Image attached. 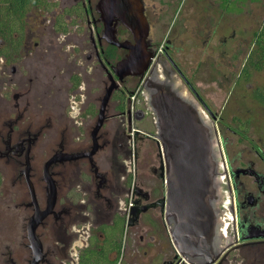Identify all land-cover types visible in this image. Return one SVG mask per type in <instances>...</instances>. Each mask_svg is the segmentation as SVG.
<instances>
[{
  "label": "flooded vegetation",
  "instance_id": "1",
  "mask_svg": "<svg viewBox=\"0 0 264 264\" xmlns=\"http://www.w3.org/2000/svg\"><path fill=\"white\" fill-rule=\"evenodd\" d=\"M99 1L73 0L65 14L85 16L88 35L72 40L35 36L27 31V21L24 35L2 41L0 264H35L28 225L47 207L44 167L52 156L57 160L47 173L55 200L34 231L43 252L36 264H190L171 238L166 169L150 134L154 130L141 127L148 119L152 122L143 112L142 78L127 75L119 80L94 132L110 83L108 71L128 52L103 37ZM141 1L149 25L148 48L155 58L167 59L218 125V116L181 72L168 43L159 46L151 37L149 11ZM114 24L119 42L134 41L120 20ZM65 42H70V52H64ZM235 121L245 134V124L238 117ZM144 139L155 143L158 158V165L147 167L146 177L140 174L144 170L137 151ZM249 151L254 159H226L224 153L235 217L226 232L233 240L208 264H264V153L254 147ZM42 155L47 157L41 169ZM138 209L144 210L135 216Z\"/></svg>",
  "mask_w": 264,
  "mask_h": 264
},
{
  "label": "water",
  "instance_id": "2",
  "mask_svg": "<svg viewBox=\"0 0 264 264\" xmlns=\"http://www.w3.org/2000/svg\"><path fill=\"white\" fill-rule=\"evenodd\" d=\"M96 7L101 13L105 40L128 52L111 71L106 69L110 83L101 99L94 132L102 125L107 102L119 80L127 75L142 78L143 112L152 117L154 131L150 134L158 143L166 169L172 241L184 261L211 263L231 244L233 235L228 236L226 228L229 222L234 224L235 218L216 122L167 59L155 58V51L148 48L149 25L141 0H100ZM117 20L133 33V42L116 39L114 21ZM56 160L52 156L44 167L47 207L33 216L28 225L35 264L43 258V252L34 231L55 200V186L47 169ZM141 210L144 209H138L135 216Z\"/></svg>",
  "mask_w": 264,
  "mask_h": 264
},
{
  "label": "rangeland",
  "instance_id": "3",
  "mask_svg": "<svg viewBox=\"0 0 264 264\" xmlns=\"http://www.w3.org/2000/svg\"><path fill=\"white\" fill-rule=\"evenodd\" d=\"M55 2L50 11L32 8L28 12L27 31L35 36H66L71 40L88 35L85 16H65L73 0ZM220 3L221 0H145L152 23L151 37L159 46L164 41L168 43V51L181 72L218 116L226 159H254L251 147L264 153V103L255 95L256 89L264 94V69H252L246 58L252 48L253 32L264 19V0H246L236 12L225 10ZM62 46L64 52L71 51L70 42ZM237 117L245 124L241 130L244 135L238 130ZM141 127L154 130L151 119ZM137 147L138 165L144 170L140 174L146 177L147 167L158 165L157 148L146 139L139 140ZM46 157L41 156V169Z\"/></svg>",
  "mask_w": 264,
  "mask_h": 264
},
{
  "label": "trees",
  "instance_id": "4",
  "mask_svg": "<svg viewBox=\"0 0 264 264\" xmlns=\"http://www.w3.org/2000/svg\"><path fill=\"white\" fill-rule=\"evenodd\" d=\"M244 1L246 0H221L220 6L227 11L236 12L240 10L239 5ZM54 5L55 2L52 0H0V54L4 52L1 46L4 39L14 35H24L28 12L32 8L50 11ZM8 42L15 45L17 41L10 39ZM246 62L252 69H264V19L253 32L252 48L247 55ZM244 72L247 74L246 67ZM255 93L259 99L262 98L259 102L264 103V94L260 89H256Z\"/></svg>",
  "mask_w": 264,
  "mask_h": 264
}]
</instances>
